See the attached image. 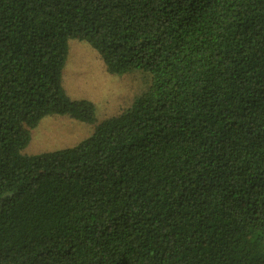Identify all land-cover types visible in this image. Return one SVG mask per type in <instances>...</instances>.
Masks as SVG:
<instances>
[{
	"label": "trees",
	"instance_id": "trees-1",
	"mask_svg": "<svg viewBox=\"0 0 264 264\" xmlns=\"http://www.w3.org/2000/svg\"><path fill=\"white\" fill-rule=\"evenodd\" d=\"M70 40L146 88L97 121ZM0 264H264V0H0Z\"/></svg>",
	"mask_w": 264,
	"mask_h": 264
},
{
	"label": "rangeland",
	"instance_id": "rangeland-1",
	"mask_svg": "<svg viewBox=\"0 0 264 264\" xmlns=\"http://www.w3.org/2000/svg\"><path fill=\"white\" fill-rule=\"evenodd\" d=\"M142 71L115 75L105 71L97 52L83 41L70 40L62 84L71 98H84L95 106L100 121L127 107L147 86ZM93 124L67 116H46L31 132L24 153H42L75 145L93 130Z\"/></svg>",
	"mask_w": 264,
	"mask_h": 264
}]
</instances>
